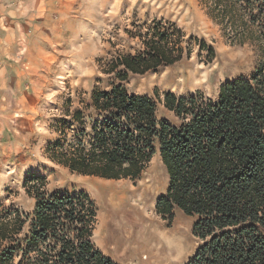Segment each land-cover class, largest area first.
<instances>
[{"label": "trees", "instance_id": "obj_1", "mask_svg": "<svg viewBox=\"0 0 264 264\" xmlns=\"http://www.w3.org/2000/svg\"><path fill=\"white\" fill-rule=\"evenodd\" d=\"M230 43H250L257 62L216 96L130 95L121 83L191 54L174 25L135 33L139 51L109 60L108 92L64 112L45 147L53 164L81 177L138 181L158 153L168 177L154 205L171 222L194 220L197 247L186 264H264V0H199ZM196 42V40H194ZM209 59L214 52L197 41ZM158 105L170 114L159 117ZM31 213L0 206V264H117L92 241L96 210L87 194L49 193L44 177L23 181Z\"/></svg>", "mask_w": 264, "mask_h": 264}, {"label": "rangeland", "instance_id": "obj_2", "mask_svg": "<svg viewBox=\"0 0 264 264\" xmlns=\"http://www.w3.org/2000/svg\"><path fill=\"white\" fill-rule=\"evenodd\" d=\"M15 1L20 8L22 1ZM44 2L48 10L44 25L51 30L39 42L38 50L31 49L34 62L30 69L39 74L41 92L25 98L0 94V206L31 213L34 200L26 195L23 181L32 175L41 176L49 193L84 192L89 196L96 210L92 241L117 264H186L197 247L192 234L194 220L179 212L171 222L156 215L155 202L168 184L158 153L138 181H107L69 173L46 158L45 147L56 139L54 128L66 110L89 104L95 91H109L113 76L103 73L107 62L120 55L136 54L140 46L135 33L153 22L179 29L184 36L182 47L190 49L191 54L154 72L129 74L121 85L130 95L153 99L155 93L183 97L200 93L212 99L222 83L252 72L256 49L250 43L231 44L199 0ZM7 6H13V2ZM197 41L212 48L210 59L206 50L198 49ZM158 115L171 116L160 105ZM115 191L127 199L123 202L127 215H121L120 209L108 213V198ZM126 229L135 244L125 256L121 239ZM160 232L167 236H160ZM128 255L130 258H126Z\"/></svg>", "mask_w": 264, "mask_h": 264}, {"label": "crops", "instance_id": "obj_3", "mask_svg": "<svg viewBox=\"0 0 264 264\" xmlns=\"http://www.w3.org/2000/svg\"><path fill=\"white\" fill-rule=\"evenodd\" d=\"M21 1L17 8L15 0H0V94L25 98L41 92L39 74L30 70L34 62L31 49H37L51 29L44 25L48 11L44 0ZM8 2L13 6H7Z\"/></svg>", "mask_w": 264, "mask_h": 264}, {"label": "bare ground", "instance_id": "obj_4", "mask_svg": "<svg viewBox=\"0 0 264 264\" xmlns=\"http://www.w3.org/2000/svg\"><path fill=\"white\" fill-rule=\"evenodd\" d=\"M196 75V74H195ZM200 82H202L203 83V81H200ZM198 84H196V86H197ZM200 85V84H199ZM108 185V184H107ZM112 185V184H111ZM112 186H114V185H112ZM117 187V186H116ZM117 189H119V188H117ZM123 190V189H122ZM117 194L119 195V196H117ZM106 196V195H105ZM114 197H117V198H114ZM125 196L124 195H120L119 193H118V191H115V192H113V193H111V199H110V197L108 198V200H110V203H109V209L107 210L108 211V213H111L113 210H115V209H120L121 210V212H120V214L122 215V214H125L124 213V209L126 208V206L127 205H125V204H123V202L125 201ZM130 199V198H129ZM127 200V199H126ZM133 204V203H132ZM126 210V209H125ZM135 210V209H134ZM127 211V210H126ZM116 212V211H115ZM128 214V213H127ZM127 214H125V215H127ZM109 217V216H108ZM149 222H151V221H149ZM134 224V223H133ZM125 225H127V223L125 222ZM130 225H127V228L129 227ZM144 227V226H143ZM160 227V226H159ZM144 229V228H143ZM131 231V230H130ZM153 231V230H152ZM141 232V231H140ZM158 232V231H157ZM164 232V231H163ZM160 233H162V232H160ZM125 234H127V235H125ZM125 234L122 236V239H121V248L123 249V253L125 254V256H126V254H128L129 252H130V250H131V248H132V246L135 244V241L133 242V238L131 237V233L129 234V230H125ZM146 235V234H145ZM144 234H143V236L142 237H144L145 236ZM166 234H164V233H162L160 236H165ZM169 235V234H168ZM159 236V237H160ZM167 236V235H166ZM149 238V237H148ZM162 238H166V237H162ZM161 239V238H160ZM163 241H164V239H163ZM168 242V241H167ZM140 244H141V242H139ZM143 243V242H142ZM160 243V242H159ZM158 242H157V244H159ZM165 243V242H164ZM144 244V243H143ZM149 244V243H148ZM151 245V244H150ZM161 245V244H160ZM163 246V245H162ZM170 246V245H169ZM151 249V248H150ZM131 255V254H130ZM126 258H130V256L128 255V257H126ZM145 259V258H144Z\"/></svg>", "mask_w": 264, "mask_h": 264}]
</instances>
